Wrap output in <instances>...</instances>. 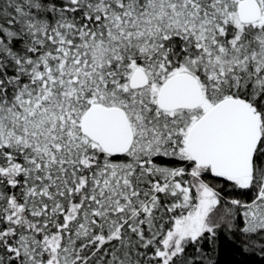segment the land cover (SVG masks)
I'll use <instances>...</instances> for the list:
<instances>
[{"label":"snow or ice","instance_id":"6c2138e0","mask_svg":"<svg viewBox=\"0 0 264 264\" xmlns=\"http://www.w3.org/2000/svg\"><path fill=\"white\" fill-rule=\"evenodd\" d=\"M264 264V0H0V264Z\"/></svg>","mask_w":264,"mask_h":264},{"label":"trees","instance_id":"16d2710c","mask_svg":"<svg viewBox=\"0 0 264 264\" xmlns=\"http://www.w3.org/2000/svg\"><path fill=\"white\" fill-rule=\"evenodd\" d=\"M221 259L228 262V264H254L251 258H245L233 248H225L222 253Z\"/></svg>","mask_w":264,"mask_h":264}]
</instances>
